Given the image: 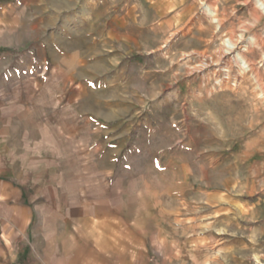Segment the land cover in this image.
<instances>
[{
	"label": "crops",
	"instance_id": "0c3cea01",
	"mask_svg": "<svg viewBox=\"0 0 264 264\" xmlns=\"http://www.w3.org/2000/svg\"><path fill=\"white\" fill-rule=\"evenodd\" d=\"M18 7L0 0V264H244L249 204L200 164L138 151L131 119L80 88L55 108L56 46L34 45Z\"/></svg>",
	"mask_w": 264,
	"mask_h": 264
},
{
	"label": "rangeland",
	"instance_id": "374dc122",
	"mask_svg": "<svg viewBox=\"0 0 264 264\" xmlns=\"http://www.w3.org/2000/svg\"><path fill=\"white\" fill-rule=\"evenodd\" d=\"M14 1L34 45L56 46L43 76L55 108L64 88H80L87 107L112 106L117 119H131L138 151L165 167L180 158L202 165L211 189L249 204L240 223L254 228L246 236L255 248L242 257L264 264V14L257 2Z\"/></svg>",
	"mask_w": 264,
	"mask_h": 264
},
{
	"label": "bare ground",
	"instance_id": "6f19581e",
	"mask_svg": "<svg viewBox=\"0 0 264 264\" xmlns=\"http://www.w3.org/2000/svg\"><path fill=\"white\" fill-rule=\"evenodd\" d=\"M256 2H257V5L259 6V8H260V10L263 12V14H264V2H262L261 0H255ZM212 12V14H214V11H211ZM227 43V47H228V49H230V50H232V49H234V47H235V44H233L232 43V41H227L226 42ZM241 60V62L242 63H244V59L242 60V59H240ZM245 63H246V61H245ZM244 63V64H245ZM243 66V65H242Z\"/></svg>",
	"mask_w": 264,
	"mask_h": 264
}]
</instances>
